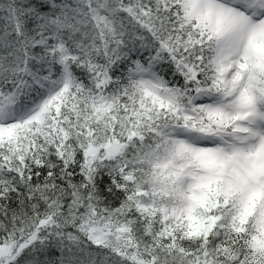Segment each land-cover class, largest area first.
I'll list each match as a JSON object with an SVG mask.
<instances>
[{
    "label": "snow or ice",
    "instance_id": "6c2138e0",
    "mask_svg": "<svg viewBox=\"0 0 264 264\" xmlns=\"http://www.w3.org/2000/svg\"><path fill=\"white\" fill-rule=\"evenodd\" d=\"M0 264H264V0H0Z\"/></svg>",
    "mask_w": 264,
    "mask_h": 264
}]
</instances>
